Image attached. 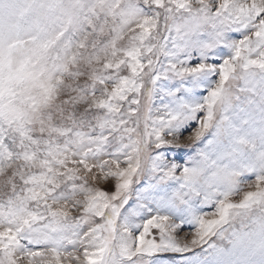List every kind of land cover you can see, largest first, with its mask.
<instances>
[{
	"label": "rangeland",
	"instance_id": "obj_1",
	"mask_svg": "<svg viewBox=\"0 0 264 264\" xmlns=\"http://www.w3.org/2000/svg\"><path fill=\"white\" fill-rule=\"evenodd\" d=\"M0 264H264V0H0Z\"/></svg>",
	"mask_w": 264,
	"mask_h": 264
}]
</instances>
